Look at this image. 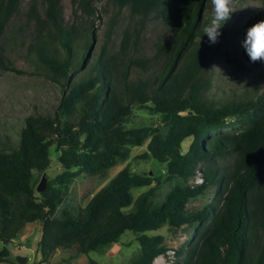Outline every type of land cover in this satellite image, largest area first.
Here are the masks:
<instances>
[{
    "label": "trees",
    "instance_id": "trees-1",
    "mask_svg": "<svg viewBox=\"0 0 264 264\" xmlns=\"http://www.w3.org/2000/svg\"><path fill=\"white\" fill-rule=\"evenodd\" d=\"M61 1L44 0L46 19L38 24L49 31L32 46L47 77L61 87V100L52 116L28 117L19 146L0 152V263L9 260L7 246L27 225L41 223L44 262L59 250L75 249L79 256L110 249L131 232L141 248L132 264H153L168 252L163 236L155 233L189 226L190 244L171 264H264V91L256 100L239 103L209 99L208 58L198 44L208 39L202 31L208 0H111L117 15L130 10L139 28L156 15L173 31V39L163 45L162 71L137 81L131 79L134 65L145 71L149 64L135 58L132 35L125 33L118 55L105 47L91 52L98 0H73L90 19L77 27L64 26ZM20 5L21 0H0L4 69L9 67L2 40ZM137 106L158 117L159 125L130 127ZM234 124L239 131L223 132ZM147 142L142 158L183 182L163 201L155 200L161 180L128 165L77 216L54 217L76 177L74 169L106 177L129 159L131 148ZM52 147L63 172L37 196L34 175L50 168ZM228 156L232 160L225 162ZM200 164L201 184L186 185ZM141 188L149 190L135 200L133 190ZM208 189H215L214 201L187 211L189 201Z\"/></svg>",
    "mask_w": 264,
    "mask_h": 264
},
{
    "label": "rangeland",
    "instance_id": "rangeland-1",
    "mask_svg": "<svg viewBox=\"0 0 264 264\" xmlns=\"http://www.w3.org/2000/svg\"><path fill=\"white\" fill-rule=\"evenodd\" d=\"M93 6L98 12V18L93 28L96 38L91 52L105 47L108 54L118 55L125 33L128 32L132 35L130 48L133 51L136 49L135 58H142L149 64L145 71L135 64L131 71V79L137 81L140 78H154L158 75L166 61L167 52L163 50V45L173 39L172 29L156 15L149 16L145 26L139 28L138 19L132 17L131 11L127 8L117 15L118 9L111 0H98L93 3ZM45 10L44 0H21L19 11L8 24L2 40L5 65L9 68L0 67V152H8L19 146L20 134L28 117L52 116L61 100V87L47 77L32 48L36 38L49 31L48 25L41 28L38 24L39 21L46 19ZM61 11L66 27H77L80 24H88L90 21L73 0H62ZM34 15L38 20L33 18ZM211 19L212 5L208 2L204 21L208 24ZM260 21H264V0H237L236 12L232 19L220 29L221 35L218 42L210 44L208 39L198 40L199 49L208 58L206 76L212 83L208 93L210 100L218 104L239 103L244 100H256L263 93L264 62L252 63L242 46L246 30ZM135 40H138L136 48ZM59 54L63 53L59 52ZM151 113L148 109L137 106L131 118L130 127L144 125L157 127L159 118ZM229 121L234 122L233 119ZM240 128L241 126L234 124L223 132H237ZM147 146L148 142L142 147L131 148L129 159L110 170L106 177H92L74 169L76 177L54 217L60 218L66 212L77 216L93 196L128 165L135 173L148 174L150 177L161 180V185L155 192V200L163 201L177 183L183 182L179 178L169 179L165 167L158 162L143 159ZM50 157L51 166L44 173L48 179L47 184L63 172L55 147L50 149ZM231 157H226L224 161L230 162ZM203 167V164L197 166V176L190 178L186 185L201 184L200 171ZM34 176L37 188L43 174L37 172ZM148 190L149 188L133 190L134 199H138ZM36 193L38 196L39 193ZM214 195L215 189H208L203 195L189 201L187 211L203 209L214 201ZM192 232L193 229L189 226H184L177 232L167 226L156 232L155 234L163 236V245L168 252L166 255L159 256L153 264H171L177 260L176 253L189 246L193 237ZM41 238V223L27 225L22 234L7 246L11 252L9 260L0 264H17L18 257L27 258L26 264H36L41 257L39 247ZM2 248L0 244V250ZM140 253L141 248L137 237L127 232L121 237L119 243L110 249L79 256L75 249L59 250L46 263L132 264ZM179 259L182 260V258Z\"/></svg>",
    "mask_w": 264,
    "mask_h": 264
},
{
    "label": "clouds",
    "instance_id": "clouds-1",
    "mask_svg": "<svg viewBox=\"0 0 264 264\" xmlns=\"http://www.w3.org/2000/svg\"><path fill=\"white\" fill-rule=\"evenodd\" d=\"M212 5L211 22L202 25L204 36L210 44H215L221 35L220 29L232 19L236 12L237 0H208ZM252 63L264 62V21L255 23L246 30L242 44Z\"/></svg>",
    "mask_w": 264,
    "mask_h": 264
},
{
    "label": "water",
    "instance_id": "water-1",
    "mask_svg": "<svg viewBox=\"0 0 264 264\" xmlns=\"http://www.w3.org/2000/svg\"><path fill=\"white\" fill-rule=\"evenodd\" d=\"M47 180H48L47 177L45 175H43L38 187L36 188V191L38 193H42L47 189ZM27 262H28L27 258H24V257H18L17 258L18 264H26Z\"/></svg>",
    "mask_w": 264,
    "mask_h": 264
},
{
    "label": "built area",
    "instance_id": "built-area-1",
    "mask_svg": "<svg viewBox=\"0 0 264 264\" xmlns=\"http://www.w3.org/2000/svg\"><path fill=\"white\" fill-rule=\"evenodd\" d=\"M19 249V248H18ZM36 264H47L46 262H44L41 258L39 260L36 261Z\"/></svg>",
    "mask_w": 264,
    "mask_h": 264
}]
</instances>
